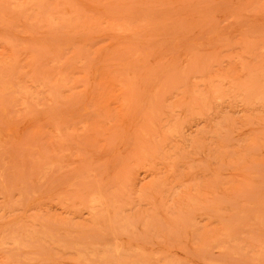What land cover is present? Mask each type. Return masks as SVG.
<instances>
[{"label":"rangeland","instance_id":"374dc122","mask_svg":"<svg viewBox=\"0 0 264 264\" xmlns=\"http://www.w3.org/2000/svg\"><path fill=\"white\" fill-rule=\"evenodd\" d=\"M0 264H264V0H0Z\"/></svg>","mask_w":264,"mask_h":264}]
</instances>
